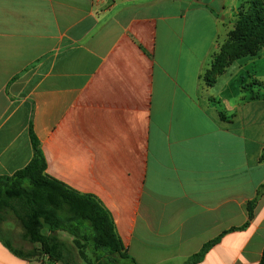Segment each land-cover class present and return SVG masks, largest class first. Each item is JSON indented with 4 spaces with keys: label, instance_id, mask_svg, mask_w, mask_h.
Instances as JSON below:
<instances>
[{
    "label": "crops",
    "instance_id": "1",
    "mask_svg": "<svg viewBox=\"0 0 264 264\" xmlns=\"http://www.w3.org/2000/svg\"><path fill=\"white\" fill-rule=\"evenodd\" d=\"M244 1L0 0V176L30 164L32 129L46 174L97 198L136 264L219 238L199 264H260L264 95L246 86L264 77L238 60L204 80ZM0 264L44 263L0 242Z\"/></svg>",
    "mask_w": 264,
    "mask_h": 264
},
{
    "label": "trees",
    "instance_id": "2",
    "mask_svg": "<svg viewBox=\"0 0 264 264\" xmlns=\"http://www.w3.org/2000/svg\"><path fill=\"white\" fill-rule=\"evenodd\" d=\"M252 4L256 8L257 1ZM263 27L262 12L259 15L251 10L241 16L233 34L234 43L227 45L232 51L222 50L216 58L204 76L207 85L216 83L238 59L255 56L264 48V36H258ZM253 39L257 42L250 46ZM255 86L262 84L256 82ZM30 138L34 150L30 164L12 176H0V242L13 255L26 261L46 255L50 264H82L79 258H83L85 264H125L126 261L136 264L117 235L111 213L94 196L78 193L48 176L45 156L32 129ZM257 201L248 206L249 222L254 217ZM10 221L20 226V239L30 244L31 249L17 245L13 231L4 228ZM45 228L50 232L48 235L43 234ZM58 232L71 236L72 243L61 239ZM219 240L207 243L185 264L202 262ZM87 252L94 255V261L87 258ZM260 264H264V252Z\"/></svg>",
    "mask_w": 264,
    "mask_h": 264
},
{
    "label": "rangeland",
    "instance_id": "3",
    "mask_svg": "<svg viewBox=\"0 0 264 264\" xmlns=\"http://www.w3.org/2000/svg\"><path fill=\"white\" fill-rule=\"evenodd\" d=\"M252 1H254V0H246L243 3H239V6L237 5L236 7L226 9V12L224 13V15H225V30L223 32V35L220 38L219 45H218V51L215 54V56L213 57V60L211 62V67H212L214 61L216 60V58L220 54H222V50L227 49L228 51H232V48H227V45L229 44L228 46H231L234 43V42H232V39L234 37L233 34H234L235 30L237 29V26L239 24V20H240L242 15L247 14V12L251 13V10H252V12H254V10H256L259 13V15L262 12L263 17H264V0H256L257 5L259 3L258 6L256 5V8H254L255 5L252 4ZM258 36H264V27L261 29ZM256 42H257L256 39L251 40L249 42L251 44L250 46H252V44H254ZM262 56H264V52H263ZM243 58H245V59H243ZM243 58L238 59V60H240L239 63H236L234 69H232L231 72H236L238 70L237 67L238 66L240 67L242 65L244 69H247L249 71L248 75L251 76V79H253L254 76H263L264 77V58H263V61H261V62H259V61H256V62L253 61L252 62L251 61L252 59L249 56H246ZM211 67H210V69H211ZM248 75L247 74L245 75L247 81H248V77H249ZM255 83H251L250 85L246 86L247 92L249 91L248 90L249 88L255 87L258 89V91L261 95H264V93H263L264 87L263 86H260V87L255 86ZM14 231H15V234L18 236L21 233V228L17 225V227L14 228ZM47 233L49 234L50 232L47 231ZM68 242L72 243L71 238L68 239ZM16 243H17V245H21V246L25 247V249H27V250L32 248V246L30 244L23 242L19 236L16 237ZM87 258L91 261L95 260L94 255H92L90 252H87ZM40 259H41V257H40ZM79 261L82 264H85V262H86V261H84L83 258H79Z\"/></svg>",
    "mask_w": 264,
    "mask_h": 264
},
{
    "label": "built area",
    "instance_id": "4",
    "mask_svg": "<svg viewBox=\"0 0 264 264\" xmlns=\"http://www.w3.org/2000/svg\"><path fill=\"white\" fill-rule=\"evenodd\" d=\"M36 260H39V261H41L42 263H46V264H50V262H49V258H48V256H46V255H44L43 257H41V259L39 258V259H36Z\"/></svg>",
    "mask_w": 264,
    "mask_h": 264
}]
</instances>
